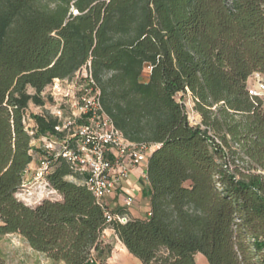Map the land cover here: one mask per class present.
I'll return each mask as SVG.
<instances>
[{"label": "trees", "instance_id": "obj_1", "mask_svg": "<svg viewBox=\"0 0 264 264\" xmlns=\"http://www.w3.org/2000/svg\"><path fill=\"white\" fill-rule=\"evenodd\" d=\"M88 61L116 129L157 145L149 216L124 225L106 223L61 159L46 179L62 199L16 197L35 151L29 105L43 107L44 88ZM256 73L264 0H0V238L19 235L54 264H106L107 229L142 264H195L198 253L208 264H264V108L248 94ZM187 91L203 128L176 99ZM30 119L36 138L58 136L55 118Z\"/></svg>", "mask_w": 264, "mask_h": 264}, {"label": "built area", "instance_id": "obj_2", "mask_svg": "<svg viewBox=\"0 0 264 264\" xmlns=\"http://www.w3.org/2000/svg\"><path fill=\"white\" fill-rule=\"evenodd\" d=\"M248 94L252 98L264 97V82L248 88ZM41 97L45 105L37 107L38 115L46 114L57 120L54 130L59 137L36 138L35 125L30 130L25 127L32 139L31 149L34 150L35 142L42 144L37 153L34 180L47 182L51 164L61 159L81 178L80 184L99 204L106 223L126 224L136 191L134 188L125 190L123 184L135 170H141V177L147 182V162L157 145L129 142L116 129L101 105L100 88L92 76L89 61L71 78L52 80L41 92ZM188 122L203 128L201 123ZM47 186L50 188L48 182ZM114 193L122 194L120 212L110 210L106 202ZM57 194L50 188V195Z\"/></svg>", "mask_w": 264, "mask_h": 264}, {"label": "rangeland", "instance_id": "obj_3", "mask_svg": "<svg viewBox=\"0 0 264 264\" xmlns=\"http://www.w3.org/2000/svg\"><path fill=\"white\" fill-rule=\"evenodd\" d=\"M148 77L147 71L142 74V81H146ZM259 81L264 82V76L260 74H253L248 79V88H254ZM177 101L182 105L187 115V119L193 123H200L201 117L194 109L193 99L189 92L179 94L176 97ZM262 101L264 108V97L259 98ZM40 114V110L33 105H29L25 115V127L30 130L34 126L30 115ZM41 143L35 142L33 161L28 167L22 182V188L16 196L18 200L22 201L28 206H35L43 199L55 198L62 199L60 194L50 195V188L45 181H35L34 174L38 166L37 150H40ZM237 164V163H236ZM245 164H240L243 167ZM102 240L111 248L110 253L105 259L106 264H142L139 260L130 255L126 249L119 242L112 230L107 229L103 232ZM0 255L5 264H54L44 256L34 252L27 243L19 235H6L0 238ZM195 264H208L206 258L202 254H196L194 257Z\"/></svg>", "mask_w": 264, "mask_h": 264}, {"label": "crops", "instance_id": "obj_4", "mask_svg": "<svg viewBox=\"0 0 264 264\" xmlns=\"http://www.w3.org/2000/svg\"><path fill=\"white\" fill-rule=\"evenodd\" d=\"M123 185L125 190L127 188H134L136 191L133 205L128 209L130 219L146 218L149 214V198L151 191L148 183L141 177V170L133 171L129 179ZM106 202L110 210L117 212L121 210L122 194L114 193L106 199Z\"/></svg>", "mask_w": 264, "mask_h": 264}]
</instances>
